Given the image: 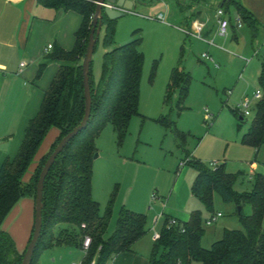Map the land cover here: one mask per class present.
I'll list each match as a JSON object with an SVG mask.
<instances>
[{
	"label": "trees",
	"instance_id": "16d2710c",
	"mask_svg": "<svg viewBox=\"0 0 264 264\" xmlns=\"http://www.w3.org/2000/svg\"><path fill=\"white\" fill-rule=\"evenodd\" d=\"M97 0H37L47 8L73 11L83 17L76 33L72 51L54 48L40 65V78L51 62L60 64V70L45 93L41 109L25 129L22 145L13 158H7L0 168V264H22L32 240L34 228L26 250L20 253L13 237L3 230V225L14 207L23 199L36 202L41 172L56 147L85 116V89L83 60L92 29V20ZM145 0H143L144 2ZM182 15L183 23H190L202 13V7L210 10L223 9L226 14L234 8L241 22L257 32L253 14L237 0H174ZM215 2V8L210 3ZM212 6V7H211ZM116 21L104 20L105 35L101 75L94 80L91 65L90 83L92 93V115L85 130L79 133L64 149L52 167L44 186L43 229L32 264H38L43 252L59 246H79L84 257L81 264H109L116 256L133 252L137 242L147 236V217L144 214L123 208L120 211L115 233L105 238L112 216L113 201L104 213L93 198V166L97 154L95 141L102 130L112 125L120 142L125 138L131 119L139 115L140 89L144 53L141 51L142 37L115 47ZM98 45V43H97ZM97 48V46H96ZM96 51V49H95ZM155 68L151 80L155 76ZM192 76L180 66L173 69L167 86L165 101L169 102L180 91L182 99L188 96ZM262 98L255 106V119L242 138V144L253 147L258 154L264 148V63L259 76ZM241 121L245 117L239 115ZM241 116V117H240ZM161 122L171 129L181 146L187 142L186 134L180 132L173 120L163 118ZM52 128L59 135L48 154L42 157L40 168L35 170L29 183L22 180ZM197 176L192 185V195L214 216V194L224 203H234L242 230L225 229L222 239L210 249L202 246L205 235V220L201 211L191 214L188 221L166 217L159 238L154 240V252L149 264H264V175H258L251 191L238 192L235 184L240 175L228 173L225 165L210 170L199 161H188ZM252 208L246 215L244 206ZM172 220H176L173 224ZM91 239L87 250L85 238Z\"/></svg>",
	"mask_w": 264,
	"mask_h": 264
},
{
	"label": "rangeland",
	"instance_id": "374dc122",
	"mask_svg": "<svg viewBox=\"0 0 264 264\" xmlns=\"http://www.w3.org/2000/svg\"><path fill=\"white\" fill-rule=\"evenodd\" d=\"M210 4L212 8L217 6L215 2ZM159 14L164 16V21L156 18ZM229 15L235 19L233 8ZM182 23L174 0H145L134 12L116 21L115 47L136 37L143 38L141 51L145 62L139 115L131 119L122 142L110 124L95 141L93 198L100 204L102 213L113 201L105 238L115 233L123 208L144 214L149 233L135 250L147 257L154 252V235L161 232L166 217L184 220L195 211H201L205 220L212 216L192 195L197 171L188 161L202 162L210 170L225 165L228 173L242 174L235 184L238 192L251 191L256 176L264 175V148L256 160V150L242 144L243 136L255 119L258 101L254 95L261 91L264 28L255 33L243 24L234 33L230 29L227 36H220L217 31L211 37L204 33L203 38H199L183 29ZM104 35L100 36L93 57L95 81L99 80L102 68ZM205 39L213 40V44ZM177 66L190 73L192 83L185 99L177 90L166 102L170 76ZM154 68L155 76L151 80ZM246 99L251 101V107L250 114L244 116L246 109L242 104ZM236 112L244 116L245 121H241ZM163 118L173 120L177 129L186 134L188 138L183 146L175 133L161 122ZM56 134V128L48 133L22 180L23 186L40 168V161L51 149ZM213 200L214 216H222L211 225L204 223L206 232L202 246L206 249L222 239L225 229H243L239 208L234 203H224L218 194H214ZM35 212V200L23 198L7 217L3 230H12L21 243L28 220L32 228L35 225ZM244 212L251 215V206H244ZM56 249L43 252L38 264L41 261L42 264H81L84 252L79 246Z\"/></svg>",
	"mask_w": 264,
	"mask_h": 264
},
{
	"label": "crops",
	"instance_id": "0c3cea01",
	"mask_svg": "<svg viewBox=\"0 0 264 264\" xmlns=\"http://www.w3.org/2000/svg\"><path fill=\"white\" fill-rule=\"evenodd\" d=\"M237 1L253 14L258 31L264 28V0ZM201 10L202 13L190 25L182 23V28L190 31L195 22H204L206 28L203 34L211 37L218 31L217 10L206 7ZM234 13V21L227 14L230 21L229 32L231 29L233 33L244 24L238 26L239 17L235 9ZM82 22L83 17L76 12L47 8L37 0H0V168L7 158L13 159L17 155L29 121L38 115L45 93L60 70V64L51 62L43 75L37 78L40 65L52 52H47L48 46L72 51ZM210 23H213L211 29ZM102 34H105L104 26ZM104 50L107 52L105 48ZM58 135L59 131L56 138ZM191 214L180 221H188ZM28 221L21 243L12 230L5 229L17 243L20 253L26 250L34 228L31 227V220ZM137 244L138 242L135 246ZM135 246L133 252L118 255L109 264H149L150 257L136 251ZM56 250L55 247L50 251Z\"/></svg>",
	"mask_w": 264,
	"mask_h": 264
},
{
	"label": "water",
	"instance_id": "95a60500",
	"mask_svg": "<svg viewBox=\"0 0 264 264\" xmlns=\"http://www.w3.org/2000/svg\"><path fill=\"white\" fill-rule=\"evenodd\" d=\"M143 0H97L96 1V11L92 20V29L90 34V40L87 47V51L83 60V76H84V89H85V116L81 124L75 128L71 133H69L56 147L54 152L51 154L47 160L38 183L37 197H36V212H35V225L34 234L32 240L27 248L26 254L24 256L22 264H32L33 257L41 238L43 229V195L44 186L46 179L57 161L58 157L62 154L67 145L83 130H85L89 124L92 115V93H91V83H90V73L91 65L93 63V57L95 54V49L99 41L102 28L104 26V20L115 21L124 17L127 13H132L135 11L136 7L140 5ZM97 155H95V158ZM241 209L239 208V211Z\"/></svg>",
	"mask_w": 264,
	"mask_h": 264
},
{
	"label": "built area",
	"instance_id": "2783aa9c",
	"mask_svg": "<svg viewBox=\"0 0 264 264\" xmlns=\"http://www.w3.org/2000/svg\"><path fill=\"white\" fill-rule=\"evenodd\" d=\"M158 20L160 21H164V16L162 14H160L158 17H156ZM216 18H217V22H218V35L220 36H227L228 32H229V27H230V21L227 17V14L225 13V11L223 9H218L216 12ZM237 23L238 26L241 27L242 26V22L240 20V18L237 19ZM206 28V23L204 22H195L192 26V30H190L189 34H192L194 36H197L199 38H203L202 34L204 29ZM209 44H213V41H209ZM53 49V45H49L47 48V52L51 51ZM205 57H209L207 54L204 55ZM212 60V58H210ZM255 99L257 101L261 100L262 98V91H257L254 95ZM242 107L246 109V113L244 114V116L249 115V111L248 109L251 107V101L249 99H246L245 102L242 104ZM207 118H209V116H207ZM221 214H218L217 217H221ZM216 216L211 217L209 220L206 221V223L208 225H211L212 223H214L217 220ZM172 223L175 224L176 220H172ZM159 235H155L154 236V240L158 239ZM91 244V239L89 237L85 238L84 241V248L85 250H87L89 248Z\"/></svg>",
	"mask_w": 264,
	"mask_h": 264
}]
</instances>
